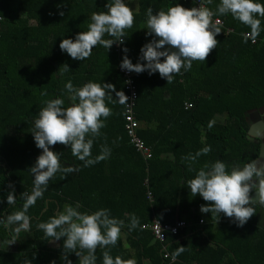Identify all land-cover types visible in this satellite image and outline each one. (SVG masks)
I'll return each mask as SVG.
<instances>
[{
  "label": "trees",
  "instance_id": "trees-1",
  "mask_svg": "<svg viewBox=\"0 0 264 264\" xmlns=\"http://www.w3.org/2000/svg\"><path fill=\"white\" fill-rule=\"evenodd\" d=\"M124 2L135 16L125 43L114 44L110 50L98 45L88 59L79 61L62 52L59 44L87 31L91 14L107 11L108 0H0V212L20 210V194L32 190L33 176L28 169L42 150L36 147L31 131L45 102L62 98L64 106H70L65 89L69 80L77 88L87 82L111 83L128 96L119 67L125 55L122 49L127 47L129 59L138 62L141 47L152 39L144 29L147 9L151 7L155 13L177 3L185 8L199 4V0ZM203 2L214 9L219 0H213L212 5ZM218 18L224 22L222 33L205 63L194 61L189 71L182 69L171 83L158 72H133L138 93L134 108L140 123L138 137L151 149L152 158L145 160L130 143L127 104L106 101L112 115L94 141L92 156L100 154L101 145H107L110 157L84 167L68 146H52L51 150L62 153V165L79 166L80 170L67 177L57 173L49 181L43 198L27 213L31 232H21L13 249L6 248L11 235L0 226V264H23L26 257L31 264H64L63 240L52 247L50 238L46 239L37 225L76 204L82 212L109 209L112 216L126 223L132 214L139 218L142 227L122 229L127 244L121 237L111 249L113 257L134 259L136 264H264V235H251L223 213L219 218L201 213L200 206L207 202L199 195L192 197L187 187L196 174L189 171V162L182 160L189 153L194 155L211 146L210 153L192 165L196 170L216 160L231 167L257 156L249 141L247 120L250 110L264 105V31L255 44L251 39L245 42L242 34L250 29L231 15ZM64 64L69 71H64ZM112 95L116 99L115 93ZM217 115L224 116L225 123H215L209 129V121ZM9 182L14 183L17 196L13 207L6 200ZM153 220L169 224L183 220L188 226L178 235L168 234L162 244L151 230L143 228ZM179 246L186 250L175 262L164 258ZM96 255L97 264H102V250ZM69 259L79 264L75 254Z\"/></svg>",
  "mask_w": 264,
  "mask_h": 264
},
{
  "label": "clouds",
  "instance_id": "clouds-1",
  "mask_svg": "<svg viewBox=\"0 0 264 264\" xmlns=\"http://www.w3.org/2000/svg\"><path fill=\"white\" fill-rule=\"evenodd\" d=\"M206 3L212 5L213 0H206ZM105 8V12L91 14L88 30L78 33L75 40L62 39L59 44L61 51L73 60L85 61L98 45L107 50L114 44L123 45L128 37L127 30L135 22L133 9L124 0H108ZM59 15L64 16V12L60 11ZM227 15L250 29L242 34L245 42L251 39L255 43L264 31V3L257 0H219L214 9L199 0L198 7L185 8L177 3L166 11L155 13L149 7L144 29L147 30L146 36L152 39L141 47L135 64L127 55L129 49L124 47L122 51L125 55L119 67L137 74L158 72L162 79L171 83L182 69L189 71L194 61L205 63L219 43L216 37L222 33L223 25L218 17ZM106 36L109 38L106 39ZM63 66L65 72L70 70L67 64ZM65 89L70 106L65 107V99L62 98L48 100L34 120L31 133L36 147L42 152L28 169L33 176L31 192L20 194L19 199L23 200L20 210L0 212V226L11 235L8 245L20 240L21 232H31V218L27 213L43 198L49 181L57 173L67 177L80 170L79 166L62 165V153L51 150L52 146H68L72 156L84 167L93 166L111 155V149L101 145L100 154L92 156L94 141L101 136L107 118L112 115L106 101L126 105L129 104V97L123 91H117L111 83L87 82L77 88L69 80ZM113 93L116 99H113ZM215 123L211 120L207 127L211 129ZM210 151L211 146H205L194 155L189 153L182 157L189 162V171L196 173L187 182L190 194L192 197L199 195L207 202L200 206L201 213H211L212 217L218 218L223 213L232 218L237 227H243L256 214V206L264 208V154L255 159L242 160L231 167L222 160L206 163L199 170L192 167L199 157ZM7 187L10 189L7 204L13 207L17 201L14 183L9 182ZM79 209V204L68 205L63 212L37 225L50 242L63 240L61 260L64 264H73L70 254H75L79 264H97L98 249L102 250V264H136L134 259L125 260L119 255H111L123 228L131 231L142 227L135 214L130 215L126 223L124 219L112 216L106 208L91 213ZM185 250L184 246H179L171 253L172 260L175 261ZM35 258L36 253L33 252L32 259ZM23 264H31V260L26 257Z\"/></svg>",
  "mask_w": 264,
  "mask_h": 264
},
{
  "label": "built area",
  "instance_id": "built-area-1",
  "mask_svg": "<svg viewBox=\"0 0 264 264\" xmlns=\"http://www.w3.org/2000/svg\"><path fill=\"white\" fill-rule=\"evenodd\" d=\"M1 21H2V18L0 17V22ZM220 21L222 25L224 26V22L221 19ZM231 31L232 30L227 29V32H231ZM256 42H257V39L255 43ZM121 73L125 77L126 88L129 91V95H128L129 104H127V116H126V131L130 138V143L132 144V146L136 149L138 153H140L145 158V160H148L152 158V151L146 145V143L140 137H138V130H139L140 124L134 115V108L136 106V101L138 97L137 89L135 87L134 80H133L134 74L133 72H128L122 69H121ZM187 106L188 108L192 107L191 104H188ZM202 221H201V224L204 223V221L203 222ZM187 226H188V223L183 220L178 221L176 224L160 223L157 220H153L151 223L144 225L143 228L151 230L155 239L159 241L160 243L164 244L167 240L168 234L178 235L180 230ZM164 258L166 260L168 259L171 262H174L169 253H165Z\"/></svg>",
  "mask_w": 264,
  "mask_h": 264
},
{
  "label": "flooded vegetation",
  "instance_id": "flooded-vegetation-1",
  "mask_svg": "<svg viewBox=\"0 0 264 264\" xmlns=\"http://www.w3.org/2000/svg\"><path fill=\"white\" fill-rule=\"evenodd\" d=\"M247 122L249 141L253 144L257 156L264 154L262 151L264 148V105L250 110ZM256 211V214L243 227L251 235H264V208L256 206Z\"/></svg>",
  "mask_w": 264,
  "mask_h": 264
},
{
  "label": "crops",
  "instance_id": "crops-1",
  "mask_svg": "<svg viewBox=\"0 0 264 264\" xmlns=\"http://www.w3.org/2000/svg\"><path fill=\"white\" fill-rule=\"evenodd\" d=\"M215 121H216V123H219V124H223V123H225V117L224 116H219V115H217L216 117H215V119H214ZM221 120H223V121H221ZM140 124V123H139ZM144 158V157H143ZM145 159V158H144ZM219 224L220 223H222V220L221 221H217ZM218 223H216V225H218ZM149 230V229H148ZM121 237H122V239L124 240V242H125V244H127L126 243V239H127V235L124 233V232H122L121 233ZM52 243H56L57 245H58V243L57 242H52ZM53 247V246H52ZM126 247H128L127 245H126ZM56 248V247H55ZM175 262V261H174ZM194 264H196V263H194Z\"/></svg>",
  "mask_w": 264,
  "mask_h": 264
},
{
  "label": "rangeland",
  "instance_id": "rangeland-1",
  "mask_svg": "<svg viewBox=\"0 0 264 264\" xmlns=\"http://www.w3.org/2000/svg\"><path fill=\"white\" fill-rule=\"evenodd\" d=\"M221 121H223V120H221ZM51 246H53L55 248V247H57V244L56 243H52ZM14 247H15V244L6 246L7 249H13Z\"/></svg>",
  "mask_w": 264,
  "mask_h": 264
},
{
  "label": "water",
  "instance_id": "water-1",
  "mask_svg": "<svg viewBox=\"0 0 264 264\" xmlns=\"http://www.w3.org/2000/svg\"><path fill=\"white\" fill-rule=\"evenodd\" d=\"M262 151L264 152V148L262 149Z\"/></svg>",
  "mask_w": 264,
  "mask_h": 264
}]
</instances>
